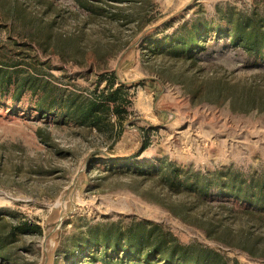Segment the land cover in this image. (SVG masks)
Here are the masks:
<instances>
[{
  "label": "rangeland",
  "instance_id": "obj_1",
  "mask_svg": "<svg viewBox=\"0 0 264 264\" xmlns=\"http://www.w3.org/2000/svg\"><path fill=\"white\" fill-rule=\"evenodd\" d=\"M244 17L264 28V0H0V264H105L150 232V264H264V213L221 190L264 182V57L215 34ZM110 89L100 130L54 103Z\"/></svg>",
  "mask_w": 264,
  "mask_h": 264
},
{
  "label": "trees",
  "instance_id": "obj_2",
  "mask_svg": "<svg viewBox=\"0 0 264 264\" xmlns=\"http://www.w3.org/2000/svg\"><path fill=\"white\" fill-rule=\"evenodd\" d=\"M206 27L196 28L195 30L187 29L186 26H182L179 30L176 31V35L173 37L175 42V51L181 53L185 52H194L202 47V42H205V37H202V32H206ZM215 34L219 36H230V45L235 47H241L248 54L262 58L264 57V28L261 25L253 20L251 17L240 18V20L234 22L232 19L222 20V24H219ZM11 78L5 76L0 71V89L6 90L8 92L11 85ZM39 84L36 82V79L32 80H23L19 84H17L18 91L17 95H21L26 91H36L38 90ZM5 92V91H4ZM119 91L117 89H110L107 92H103L101 97L99 98H82L81 101H78L76 95H71L67 97L65 103H60L57 101V97H61V95L56 96L54 103L57 104V107L65 110L66 114H71L70 110L73 112V119L77 120L81 123H88L95 129H102L105 123L104 119L111 113H115L120 115L122 110L123 101L125 99L118 96ZM44 103L42 105L49 104L46 103L49 98L52 97L50 93L45 94ZM61 100V99H60ZM62 102V101H61ZM50 104H53L51 102ZM122 108V109H121ZM69 112V113H68ZM148 145V142H145L143 148ZM198 186V185H197ZM198 189L206 190V183L201 184L197 187ZM221 190L224 194H231L241 202L243 205H248V207H252V210H258L260 213H264V182L263 181H243L242 179H236L232 177L229 179L228 183L221 187ZM22 231H32L40 230V226L35 223H24L21 227ZM151 232L148 236L131 234L128 235L126 239V246L124 247L122 253V257H117L115 260L104 259L105 264H150L147 259L148 255L142 256V249L147 246L149 243V237L151 236ZM146 237V238H145ZM121 237L117 238V241L106 240L104 242V246L109 247L112 245V250L116 253L120 250ZM114 242V243H113ZM162 239L154 244L152 252L162 250ZM145 259V260H144ZM170 264H190L187 262V259L181 258L180 260H176L173 257V254H170L167 258H165ZM134 261V262H133ZM197 263L192 264H199Z\"/></svg>",
  "mask_w": 264,
  "mask_h": 264
}]
</instances>
